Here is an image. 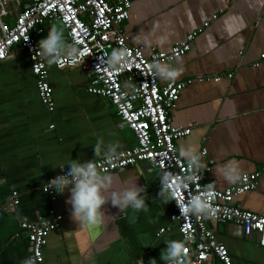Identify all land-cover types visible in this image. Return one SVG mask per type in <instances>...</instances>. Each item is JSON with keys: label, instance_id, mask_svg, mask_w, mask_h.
<instances>
[{"label": "crops", "instance_id": "0c3cea01", "mask_svg": "<svg viewBox=\"0 0 264 264\" xmlns=\"http://www.w3.org/2000/svg\"><path fill=\"white\" fill-rule=\"evenodd\" d=\"M11 19L5 22L10 24ZM205 21L210 25L190 51L173 64L163 63L182 67L179 78H157L159 85L191 79L169 114L174 126L191 129L176 146L179 151L182 145L194 144L198 154L205 148L201 162L214 161L209 178L223 189L233 183L215 174L219 165L236 160L241 174L264 165V0H133L121 30L127 42L145 55L169 53ZM53 26L63 31L66 42L65 30L57 22L47 23L38 40L46 38ZM46 70L55 103L51 111L40 102L28 55L19 45L0 62V264H22L27 259L20 221L37 222L51 210L62 215V221L47 238L44 264H140L141 260L149 264L153 259L156 264L168 263L161 259L166 242L184 240L178 225L170 221V199L159 198L160 178L149 165L109 173L116 178V187L138 177L136 183L146 189L142 195L148 210L129 207L121 212L109 202L98 226L72 219L68 189L63 194L57 191L54 199L42 192L46 179L66 170L71 160H94L98 140L105 146L118 141L122 146L118 151L135 145L132 132L120 124L109 101L87 92V73L79 68L60 71L47 60ZM12 192L18 195V206L13 212L1 211L11 202ZM233 203L264 216V182ZM206 224L227 248L232 264H264V247L258 246L256 234L245 237L232 223ZM162 228L167 230L157 237Z\"/></svg>", "mask_w": 264, "mask_h": 264}, {"label": "built area", "instance_id": "2783aa9c", "mask_svg": "<svg viewBox=\"0 0 264 264\" xmlns=\"http://www.w3.org/2000/svg\"><path fill=\"white\" fill-rule=\"evenodd\" d=\"M133 0H0V49L5 61L14 46L19 45L28 55L30 71L42 105L49 111L55 107L53 88L47 79L46 60L38 53V37L44 33V26L50 22L59 23L65 30L66 43L76 44L81 50V58L72 64L66 60L52 63L60 70L79 68L89 76L87 92L109 101L114 107L120 124L128 128L135 139V145L118 151L119 160L107 164L102 158L96 160L97 167L104 173H112L129 167L147 164L160 178L166 173L184 176L190 173L187 160H183L176 142L188 136L190 128L174 126L169 121L170 111L175 107L181 92L191 84V79L171 81L159 85L158 78L150 66L155 63H171L186 55L196 37L209 27V21L188 33L185 39L174 45L169 53L151 52L145 55L141 48L131 46L121 30L123 22L129 18ZM27 5V7H26ZM12 18L11 23L5 18ZM217 19V15L212 17ZM77 41H79L77 43ZM126 48L131 62L114 70L110 65L111 53ZM86 50V52H85ZM264 57V56H262ZM227 78H232L228 74ZM220 77H214L215 82ZM201 160L207 150L199 152ZM205 167L197 173L200 177L187 189H181L177 199H170L173 212L170 221L178 225V230L189 249L185 264H232L227 248L215 239L207 221L219 224L238 225L245 237L258 236V246L264 247V216L242 210L233 203L236 197L254 191L264 182V165L251 173L241 174V180L220 189L209 178L214 161L202 163ZM68 169L50 176L41 190L54 199V189L45 191L48 182ZM214 183L210 203L213 215L183 216L177 206L178 200L187 204L192 195L205 191L206 185ZM11 202L1 211L13 212L19 204L18 195L12 192ZM62 215L49 211L37 222L25 218L20 221V229L25 232L27 258L33 257L36 264H44V248L49 235L61 224ZM167 230L162 228L157 237ZM166 264H169L166 263Z\"/></svg>", "mask_w": 264, "mask_h": 264}, {"label": "clouds", "instance_id": "9594fccd", "mask_svg": "<svg viewBox=\"0 0 264 264\" xmlns=\"http://www.w3.org/2000/svg\"><path fill=\"white\" fill-rule=\"evenodd\" d=\"M38 49V54L50 64L61 60L75 64L81 58V50L76 47L75 43L67 44L63 39V31L56 26L50 29L46 38L39 41ZM129 55L126 48L114 50L110 57L111 67L118 70V65L124 67L131 63L127 59ZM2 56L3 50L0 49V57ZM150 68L154 75L162 80H175L184 71L182 67H173L159 62L153 63ZM232 103L234 112L235 105L234 102ZM121 147L118 141L109 142L105 146L103 140H98L94 145V160L83 163L80 160H71L64 175H59L48 182L45 191L54 189L61 194L65 189L70 191V198L66 203L71 205V217L78 224L100 225L105 216V212L102 210L103 206L109 202L121 212L129 207L133 211L148 210L145 203L146 197L142 195L146 189L138 186L136 183L138 177L125 180L122 187H116V178L107 173L102 174L97 167L96 158H102L109 165L119 160L122 153H119L118 149ZM179 154L187 160L190 173L184 176L166 173L163 176L159 198H163L165 202L169 199H177L180 190L187 189L192 182L197 181L200 178L197 173L205 167L194 144L182 145ZM215 174L228 183L238 182L241 180L240 164L236 160H228L217 167ZM213 188L214 183H209L204 192L192 195L187 204L178 200L177 206L181 215H213L215 210L210 203ZM166 245V249L162 251L161 259L169 264H185V258L189 251L186 241L172 240L167 241ZM22 264H36V262L33 257H28L22 261ZM140 264H144L143 260L140 261ZM149 264H156V261L153 259Z\"/></svg>", "mask_w": 264, "mask_h": 264}, {"label": "water", "instance_id": "95a60500", "mask_svg": "<svg viewBox=\"0 0 264 264\" xmlns=\"http://www.w3.org/2000/svg\"><path fill=\"white\" fill-rule=\"evenodd\" d=\"M26 7H27V5H26Z\"/></svg>", "mask_w": 264, "mask_h": 264}, {"label": "rangeland", "instance_id": "374dc122", "mask_svg": "<svg viewBox=\"0 0 264 264\" xmlns=\"http://www.w3.org/2000/svg\"><path fill=\"white\" fill-rule=\"evenodd\" d=\"M62 27V26H61Z\"/></svg>", "mask_w": 264, "mask_h": 264}]
</instances>
